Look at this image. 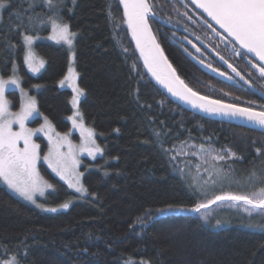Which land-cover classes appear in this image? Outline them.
<instances>
[{"label":"trees","instance_id":"trees-1","mask_svg":"<svg viewBox=\"0 0 264 264\" xmlns=\"http://www.w3.org/2000/svg\"><path fill=\"white\" fill-rule=\"evenodd\" d=\"M148 2L153 6L148 19L152 33L188 88L211 99L264 111V102L243 83L244 73L235 67L239 64L255 71L256 81L264 83L249 63L250 57L238 55L236 46L235 50L226 48L231 43L213 32L215 27H208L210 22L187 0L183 4L178 0ZM30 3L11 0V7L1 11L0 76L9 77L16 69L38 111L57 131L66 132L71 92L59 83L67 71L69 51L44 39L50 33L52 10L39 0L34 7ZM63 3L66 6L59 9V15L76 33L74 67L78 86L85 93L79 112L94 131L102 155L83 161L81 183L87 191L82 196L42 169L55 189L46 194L43 204L70 203L64 211L42 212L0 183V260L15 256L20 264H125L130 258L133 264L141 260L149 264H264V231L249 227L264 223L262 218L256 222L224 220L218 205L201 210L210 211L207 222L200 213L158 212L169 204L191 208L206 203L226 190L209 189L226 176L233 181L250 176L253 170L264 173V155L256 151H264V135L204 119L167 99L139 62L119 0ZM170 27L191 32L207 48H192ZM24 35L37 39L33 51L44 61L38 75L25 66ZM230 94L238 98L229 101ZM8 96L15 110L17 92ZM188 144L197 150L201 146L227 149L242 159L194 169L192 158L175 156L177 148ZM217 169L222 170V178ZM138 217L146 223L141 225Z\"/></svg>","mask_w":264,"mask_h":264},{"label":"snow or ice","instance_id":"snow-or-ice-1","mask_svg":"<svg viewBox=\"0 0 264 264\" xmlns=\"http://www.w3.org/2000/svg\"><path fill=\"white\" fill-rule=\"evenodd\" d=\"M37 0H31L30 7H34ZM42 6L52 10L53 15L49 16L51 23L52 34L48 37L50 40H55L57 43L63 41L71 49L73 43V37L76 33L70 31L68 23L63 22V16L59 15V9L65 7L63 0H39ZM120 4L124 7V15L127 17V23L130 29L133 31V37L137 40V47L141 50V55H144V47L141 45V38L149 35L148 28V16L153 12V6L148 0H119ZM75 5L76 0H72ZM192 3L197 8L202 9L211 21H214L216 25H219L221 29L227 33L228 37H231L236 44L240 46L237 49L238 55H245L246 53H252L261 62L259 65L252 64L253 67L257 68L260 76L264 77V0H192ZM11 7V0H0V9ZM71 11V9H69ZM111 14V13H110ZM60 21V22H58ZM43 23V21H41ZM208 23V21H205ZM208 27L212 28V24L208 23ZM215 32V28H213ZM219 33H217L218 35ZM151 39V37L149 36ZM35 38L31 35H24L23 40L25 45L28 46V52L26 53L24 60L28 65L29 70L37 72L41 67L44 66V61L41 59L36 62V58L31 51V45ZM154 43V40H153ZM195 47V45H193ZM156 53L151 56V62L149 58L145 56V64L148 67L149 72L156 77L157 81L165 84L173 95L180 96L181 99L187 100L193 104L194 107L199 106L204 111L210 113L222 112L225 116L231 115L233 117L240 116L247 119L253 125L259 126L264 129V111L256 112L251 108L238 107L234 104H222L219 100H208L207 97L198 96L192 89L186 87L184 82L179 80V77L175 76V71L171 69V65L167 64L166 58L163 56V52L159 50V45H155ZM240 50H246V53H242ZM197 51H200L197 48ZM68 69V74L60 81L63 85L65 81L69 82V86L72 87L75 93L71 99L73 108L76 109L73 116H69L68 119L73 121L74 127L81 128V136L84 137L85 131H87V137L85 138L92 144L95 141L91 140L92 130L83 128V124H77L74 117H80L83 119L82 114L79 112L77 107L81 96L85 95L84 90L76 86L75 77L77 73L71 66ZM221 59H224L221 57ZM161 63L167 64L169 70H171V76L174 79L167 80L162 78L155 68ZM225 63L227 61L225 60ZM251 63V60H249ZM210 67V65H209ZM229 68H232L233 72L236 69L229 64ZM15 72V69H13ZM213 71H217L213 69ZM220 75H224L223 72ZM239 76L240 73L237 72ZM231 79V77H229ZM243 80L244 77L241 76ZM247 83V81H245ZM178 83L180 88L177 89L173 85ZM7 84H13L19 87L17 79L10 78L9 80H0V181H3L8 188L13 192L22 196L25 200H28L36 205L37 208H43L42 204L36 202V195L44 196V189H54V186L36 171V161L40 158L39 150L40 145L36 144L32 140V136L37 133L44 131L45 127L51 129V125L45 117V124L41 125L38 129H31L25 126V121L28 120L33 113H36V101L34 98L28 97L27 104L22 103L21 110L19 112L9 111V101L4 98L5 86ZM39 87V86H36ZM21 93L24 92L23 88L20 89ZM199 102V103H197ZM19 125L18 131H13V124ZM60 134L57 133V136ZM68 134H64L63 139H67ZM23 141V147H19L18 144ZM49 142L52 143L51 136H49ZM70 149L74 146L69 144ZM82 151H87L90 156L94 153L100 152L99 147L85 148L81 146ZM202 151H207L213 160L225 161L232 159H242L230 150H222L217 152L216 155H212L215 150H204L201 146ZM258 154L264 155V151L260 148L256 149ZM70 155V153H69ZM175 158V157H173ZM44 159L48 162V165L52 170L60 176L61 179L68 182L70 188L75 187L77 192H86L87 190L79 184L80 173H75V165L78 163L75 159L68 163L67 157L63 156L58 151V146L49 148L48 153L44 156ZM231 167V166H229ZM70 171L76 176V184L70 179ZM183 170H181L182 172ZM217 176L222 178V170L217 169ZM249 183L264 185V173H257L255 170L246 178ZM239 182V181H236ZM230 201L229 207H240L241 202L244 206L243 210L252 216L253 214L259 215L264 219V186L259 187L257 191L250 194H236L232 192H225L218 194L214 199L205 202H199L194 207L184 208L182 206H174L169 204L165 208L158 210L159 214L172 213L178 211H189L194 213H200L201 219L205 222L208 221L209 213L202 212V209H208L210 205L216 204L217 202ZM61 208H68L69 204L66 202L60 205ZM49 212H56V208L44 209ZM149 215L148 219H151ZM141 225H144L146 221L141 218H137ZM220 221H217V225ZM249 227L259 228L264 231V223L249 224ZM5 251H7L5 249ZM0 264H20V261L12 256L9 259L0 260ZM125 264H133L131 258L125 262ZM140 264H149L148 261L141 260Z\"/></svg>","mask_w":264,"mask_h":264},{"label":"rangeland","instance_id":"rangeland-1","mask_svg":"<svg viewBox=\"0 0 264 264\" xmlns=\"http://www.w3.org/2000/svg\"><path fill=\"white\" fill-rule=\"evenodd\" d=\"M1 11H2V9H0V20H1ZM51 34H52V29H51V23H50V33L44 39L47 40V41H50L52 43H55V44L63 45L69 51L68 67H67V71H66V74H65V76H66L68 74V69H69V66H70V56L72 57L71 66L73 67V69L75 71L73 43H72V47L70 49L69 46L67 44H65L63 41H61L60 43H57L55 40L48 39V37ZM36 40L37 39H34V41L32 42L31 51L33 52V54H34V56L36 58V62L38 63L39 60H41V59L33 51V43ZM24 45H25V42H24ZM28 50H29L28 46L25 45V55L28 52ZM24 62H25V60H24ZM25 66H26V68L28 69V71L32 75H38L40 73V71L42 70V68L44 67V66L41 67L39 69V71L34 73V72L29 70V67H28V65L26 63H25ZM64 77L62 78V80L64 79ZM10 78L17 79V81L19 83V87H17L16 85H13V84H7L5 86L4 98L7 99L10 102L9 103V111L15 113V112H19L21 110L22 103L27 104L28 97H31V98H33V97L28 93L27 90H25L22 87L21 81H20V78H19V76L17 74V70L16 69H15V72H13V74L11 76H9V77H1L0 76V80H9ZM75 84H76V86H78L77 75L75 77ZM59 86L61 88L69 90L71 92V99H72V97H73V95L75 93L73 92L72 87L69 86V82L65 81V83L63 85H61L59 83ZM21 88H23V90H24L23 93H21V90H20ZM11 91L17 92L18 106H17V108L15 110L11 109V100H10V98L8 96V93L11 92ZM230 96H232V97L229 98V101L230 100H235V99L238 98V97L236 98V96H234L233 94H230ZM81 98H82V96L80 97L79 102H80ZM79 102H78V105H77L78 109H79ZM229 104H231V103H229ZM257 104H255V106H257ZM70 105H71V115L70 116H73V114L76 111V109L73 108V105L71 104V102H70ZM36 107H37V104H36ZM240 107H244V106H240ZM262 107H264V106H262ZM245 108H248V107H245ZM37 110H38V108H37ZM74 119L76 120L78 125L79 124H83V128L85 130H87V129H91L92 130V128L88 127L83 122V120H81L80 117H74ZM68 122H69V127H68V130L66 132L57 131L52 126V124L49 122L50 125H51V129H49L48 127H45L44 131L37 132V133H35L32 136L33 142L38 144V145H40V150H39L40 158L36 161V171L40 174L41 177L44 178V180H47L44 177L43 173H42V169L43 170L44 169L48 170L52 175H54L55 177L59 178L63 183H65L71 192H73L77 196H82V195H85V192H77L75 187L70 188L68 186V182L66 180L61 179L60 176L57 175L52 170V168L49 167L48 162L44 159V156L48 153L50 147H53L54 145L58 146L59 153H61L65 157H67L69 164H71V161L73 159L78 161V163L75 165V173L82 174L81 173V167H82L84 159H86V160H94V159H96V158H98V157H100L102 155V149L96 143V135H95L93 130H92L91 140L95 141L94 144H92L91 142H88L85 139L87 137V131H85V133H84V137L85 138H82V136H81V128L80 127H74L72 120L68 119ZM44 124H45V117L39 111H37L36 113H33V115L28 120L25 121V126L27 128H31V129H38V128H40L41 125H44ZM12 129H13V131H18L19 130V125L14 123L12 125ZM57 133H59L60 135L57 136ZM64 134H68L67 135V139H63ZM49 136H51V139H52V143L51 144L49 142ZM69 144H71L74 147H72L70 149ZM18 146L19 147H23V141H20ZM81 146H83L85 148H93V149L95 147H99L101 149V151L94 153L93 156H90L87 151H82L81 150ZM210 149L211 150H215V151L212 152V155H216L217 152L222 151V150H216V149H213V148H209V149H206V150H210ZM69 153H70V155H69ZM175 156L178 157V158H183V157L192 158L195 161L194 169H199V168H202V167H205V166H208V165L217 164V163H222L223 164L225 162L232 161L234 159V157H233L232 159L225 160V161L213 160L211 158V155H209L207 151L194 149V147L192 145H189V144L188 145H184V146H180L179 148H177L175 150ZM211 167H213V166H211ZM224 178L225 179H223L220 182L217 181V182L212 183L211 186L209 187V189L212 192H214V191L223 190V189L226 188L225 191L223 190V193L232 192V193H236V194H250V193H252L254 191H257L259 189V187L264 186V185H260V184L249 183L247 181V179H246L247 177L244 178V179H242V178L241 179L234 178L233 181H230L229 180L230 178L227 177V176L224 177ZM70 179H72L73 183L76 184V176H75L74 173H71V171H70ZM81 179H82V175L79 176V184L76 185L77 187L82 185ZM227 180H229L230 183H228ZM225 181H227V182H225ZM236 181H239V182H236ZM0 183L2 185H4L12 194H14L18 198L22 199L23 201H25V202L31 204L32 206H34L35 208H37L35 204H33L32 202H30L28 200H25L22 196H20L19 194L13 192L10 188H8V186L3 181H0ZM228 188H231L232 190L228 191L227 190ZM49 191H51V189L45 188L44 189V193H45L44 196H40L39 194L36 195V197H35L36 202L43 205V208H37L38 210H40L42 212H49V211H45L44 209L56 208L57 209L56 212H58V211H64V210L68 209V208H61L60 205H58V206H46L45 204H43L42 201L44 200L46 194ZM231 203L232 202H230V201H224V202H217L216 204H213L215 206L218 205V207H221L220 216L222 217L224 215L225 216V218H223L224 220H236L237 222H245V221L256 222V221L261 220V217L259 215L253 214L252 216H249V214L243 210L244 206H243L242 202H241L240 207H229V204H231ZM68 204L70 206V203H68ZM184 212L188 213L189 211H184ZM209 212H207V213H209ZM51 213H55V212H51ZM190 213H193V212H190ZM209 217H212V215H210Z\"/></svg>","mask_w":264,"mask_h":264},{"label":"water","instance_id":"water-1","mask_svg":"<svg viewBox=\"0 0 264 264\" xmlns=\"http://www.w3.org/2000/svg\"><path fill=\"white\" fill-rule=\"evenodd\" d=\"M178 1L181 2V3H184L183 0H178ZM187 1H188V3H190L196 9L197 12H199L200 14H202L217 30H219L222 34H224L225 37L232 44H234L238 49L240 48V46L238 44H236L235 41H233L231 37H228L227 36V33H225L224 30L219 27V25H216L214 21H211V18L208 17L207 14L204 13L202 9L197 8L196 5L192 3V0H187ZM120 6H121L123 18H124V21H125V24H126V27H127V30H128V33H129L131 42H132V45L134 47V50L136 52V55H137V57L139 59V62L141 64V66L143 67V69L145 70L146 74L149 76V78L151 79V81L154 83V85L160 90V92L167 99H169L172 103L178 105L183 110H185V111H187L189 113H192L194 115L200 116V117H202L204 119H208V120H212V121H217V122H221V123H225V124L234 125V126L241 127V128L248 129V130H252V131H255V132H258V133L264 135V129H261L259 126L253 125L247 119H245L243 117H240V116H235V117H233L231 115L225 116L222 112H220V113H210V112L204 111L199 106L194 107L191 102H189L187 100H184V99H181L180 96L173 95L172 92H170L168 90V88L165 86V84L158 82L157 79H156V77L153 76L151 72H149L148 67L145 64V56H147L149 58V61L151 62V56L156 53L155 45H158V43H157V41H156V39H155V37H154V35L152 33V30H151V27L149 25V22H148L149 35H146V36H144V37L141 38V45H142V47H144V55L142 56L141 55L140 48L137 47V40L134 39V37H133V31L128 26L127 17H125V15H124V7H123L122 4H120ZM150 16L151 15L149 14L148 19H149ZM170 28L173 29L174 31H180V30H176V28H172V27H170ZM149 36L151 37V39L149 38ZM153 40H154V43H153ZM202 45L205 47L204 44H202ZM205 48H207V47H205ZM159 50L162 51L161 48H160V46H159ZM240 51H242L243 53H246V50H240ZM246 55L248 57H250L254 62H256L257 65H259L261 63L255 57L254 54H252V53H246ZM163 56H164V54H163ZM164 58H166V57L164 56ZM167 64H170V63L167 61ZM167 64L161 63L159 66H157L155 68V70L164 79H167V80L174 79L171 76V70L168 69ZM171 69L173 70L172 66H171ZM175 76H177L176 73H175ZM173 86L176 87L177 89L180 88V86H179L178 83L174 84ZM248 88L256 96H258L262 101H264V95L263 94H261L259 91H257L256 89H254V88H252L250 86ZM197 95L198 96H203V95H200L198 93H197ZM204 97H206V96H204ZM208 100H213L214 101V99H211V98H208ZM197 103H199V102H197ZM221 103L222 104H229V103H225V102H221ZM238 107H240V106H238ZM243 108H245V107H243ZM252 110H254V109H252ZM254 111L260 112L259 110H254Z\"/></svg>","mask_w":264,"mask_h":264},{"label":"flooded vegetation","instance_id":"flooded-vegetation-1","mask_svg":"<svg viewBox=\"0 0 264 264\" xmlns=\"http://www.w3.org/2000/svg\"><path fill=\"white\" fill-rule=\"evenodd\" d=\"M179 2V1H178ZM179 3H181V2H179ZM181 4H183V3H181ZM176 30H180V31H175L176 32V34L178 35V36H180L181 38H184V39H186V42H188L190 45H191V47L192 48H195L196 46H202V44L199 42L200 40L194 35V34H192L191 32H188V31H186V30H182L181 28H176ZM182 31V32H181ZM215 31L216 32H218L219 33V35L222 37V38H224L225 40H227V42L229 43L230 41L225 37V35L224 34H222L219 30H217L216 28H215ZM183 43V42H182ZM181 43V44H182ZM231 43V42H230ZM232 44V43H231ZM231 44H229V46H226V48H232L233 50H235V48L233 47V46H235V45H231ZM193 45H195V47L193 46ZM204 47V46H203ZM206 47V46H205ZM204 47V48H205ZM214 53V52H213ZM215 54V53H214ZM207 55L209 56V57H212L210 54H208L207 53ZM216 55V54H215ZM233 55H234V53H233ZM217 56V55H216ZM213 58V57H212ZM217 58H219L218 56H217ZM211 61V60H210ZM212 62V61H211ZM251 63L252 64H256V62L254 63V61L253 60H251ZM209 67V66H208ZM235 67H237V69L238 70H240V71H242L244 74H242L243 76H244V78L246 79V81H247V83L246 82H243V83H245V84H247L246 86H250V87H252V88H254V89H256L257 91H259L261 94H263L264 95V83L262 82V81H260V83H258L257 81H256V79L258 78V75H256V73H255V71H252V70H248V69H246V68H243V67H241V65H237L236 64V66ZM257 71H258V69L257 68H255ZM255 75L257 76V78L255 77ZM259 100H261V99H259ZM262 101V100H261ZM262 102H264V101H262ZM257 105H260L261 106V104H257Z\"/></svg>","mask_w":264,"mask_h":264}]
</instances>
